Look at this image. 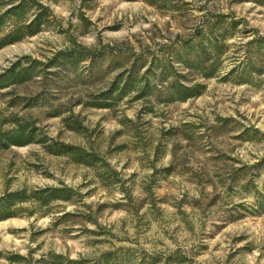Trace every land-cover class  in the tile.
Wrapping results in <instances>:
<instances>
[{
  "label": "rangeland",
  "instance_id": "374dc122",
  "mask_svg": "<svg viewBox=\"0 0 264 264\" xmlns=\"http://www.w3.org/2000/svg\"><path fill=\"white\" fill-rule=\"evenodd\" d=\"M38 1L42 31L0 50V74L22 80L0 89V131L32 134L0 147V199L73 191L0 207V264H264V70L240 81L264 0ZM212 35L227 46L220 74L166 101L160 65L190 77L179 52ZM129 72L153 92L108 99Z\"/></svg>",
  "mask_w": 264,
  "mask_h": 264
},
{
  "label": "trees",
  "instance_id": "16d2710c",
  "mask_svg": "<svg viewBox=\"0 0 264 264\" xmlns=\"http://www.w3.org/2000/svg\"><path fill=\"white\" fill-rule=\"evenodd\" d=\"M31 1V3H30ZM135 1V0H130ZM30 3V4H29ZM35 5V6H33ZM36 7V8H34ZM51 15V10L48 6L39 2L38 0H0V50L9 44L19 42L27 36H34L42 31L44 27L46 17ZM9 23V25L7 24ZM8 25V26H7ZM4 28H9L4 31ZM207 29L210 34H214V27L212 24H208ZM223 36H228L229 29ZM200 45L203 44L202 40L198 41ZM212 48L209 50L205 47L198 49H190L179 52L180 62L187 67V71L190 74H182L180 69L175 68L172 65L161 64V81H168L166 91V101L173 102H186L191 98L200 96L205 88L206 84L200 80H195V75L201 76L203 79L214 78L222 71L221 62L225 55H227V46L222 42L215 40L214 35L210 37L208 41ZM221 43V44H220ZM247 55L245 59L246 67L241 70V80L246 81L244 78L250 75L252 71L262 73L264 70V36H257L255 39L247 43ZM25 71V70H24ZM234 71V70H233ZM231 71L229 74L234 73ZM14 68L11 67L6 71V74H0V89L11 86L16 82L22 81L20 78H14ZM26 73V71H25ZM21 74V73H20ZM135 75L129 72L125 76L120 77L116 82V96H109L114 89H110L106 95L108 99L120 100L122 97L127 96L131 92H135V99H141L148 96L153 92L156 85L149 82L141 83ZM170 77L171 80H170ZM156 91V90H155ZM155 93V92H154ZM115 97V98H114ZM113 101V100H112ZM100 104L105 107H110L114 102L108 104ZM23 129H14L13 131L4 132L0 131V147L9 146L10 144H21L31 142V135L23 136ZM27 137L26 140H22ZM26 141V142H25ZM65 151H75V157L77 161L87 163L83 152L76 150L75 147L68 145L65 146ZM60 153L61 150H58ZM95 158V156H94ZM73 189L63 187H45L36 190L31 196H27L24 191L8 193L2 199H0V207L8 209L13 203L24 202L35 197L40 201L41 205H48L56 200H69L70 194ZM11 214L1 215V217H9ZM113 252H106L104 254V262H107L109 257H113ZM20 259H25L24 256H19ZM55 258L62 259L61 264H86L89 260L83 258L70 259L61 256H54ZM55 264V263H53Z\"/></svg>",
  "mask_w": 264,
  "mask_h": 264
}]
</instances>
